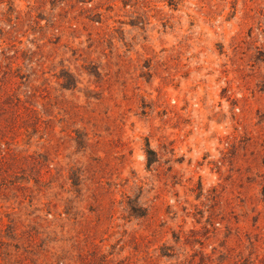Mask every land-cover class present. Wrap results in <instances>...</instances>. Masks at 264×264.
<instances>
[{
	"label": "rangeland",
	"instance_id": "374dc122",
	"mask_svg": "<svg viewBox=\"0 0 264 264\" xmlns=\"http://www.w3.org/2000/svg\"><path fill=\"white\" fill-rule=\"evenodd\" d=\"M0 264H264V0H0Z\"/></svg>",
	"mask_w": 264,
	"mask_h": 264
}]
</instances>
